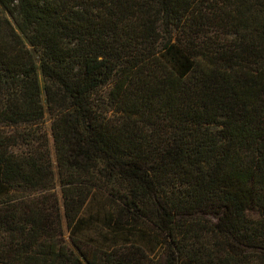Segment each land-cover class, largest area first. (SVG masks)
<instances>
[{
  "label": "trees",
  "instance_id": "trees-1",
  "mask_svg": "<svg viewBox=\"0 0 264 264\" xmlns=\"http://www.w3.org/2000/svg\"><path fill=\"white\" fill-rule=\"evenodd\" d=\"M47 112L63 213L17 195L55 181ZM19 126L0 264H264V0H0V128ZM94 189L124 213L87 223Z\"/></svg>",
  "mask_w": 264,
  "mask_h": 264
},
{
  "label": "rangeland",
  "instance_id": "rangeland-1",
  "mask_svg": "<svg viewBox=\"0 0 264 264\" xmlns=\"http://www.w3.org/2000/svg\"><path fill=\"white\" fill-rule=\"evenodd\" d=\"M52 124V117L47 112L44 119L34 126L35 129H41L42 131L47 133L49 149H50V157L53 162V169L55 173V181L51 184L50 188L47 190H43L42 192L36 191L29 192V191H21V193H17L18 197H25L29 196L31 198L39 197L40 199H48L50 204L54 207L57 203L60 211L64 212V205H63V196H62V186L59 182L58 175H57V167H56V154L54 148V141L52 137V133L50 130ZM34 128L24 129L23 126H19L18 130L16 128H0L1 130L12 133V134H20L16 136V140L14 143V150L16 152H24L28 148V144H31V139L27 136L30 132L34 130ZM31 134V133H30ZM35 136H37L35 134ZM36 145V144H35ZM123 206L117 200L108 196L104 191H100L98 189H94L91 196L89 197L87 203L85 204L83 211H82V218L87 221V223L102 225V221L107 220V222H112L111 216H117V214H123ZM114 220V219H113ZM150 230V228L147 226ZM89 230V229H87ZM65 237L66 240L69 242L68 238V231L66 226H64Z\"/></svg>",
  "mask_w": 264,
  "mask_h": 264
}]
</instances>
